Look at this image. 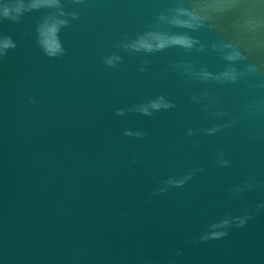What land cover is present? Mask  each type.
Segmentation results:
<instances>
[{
    "label": "water",
    "instance_id": "water-1",
    "mask_svg": "<svg viewBox=\"0 0 264 264\" xmlns=\"http://www.w3.org/2000/svg\"><path fill=\"white\" fill-rule=\"evenodd\" d=\"M62 2L79 14L60 33L63 57H47L37 43L49 9L19 23L0 20V35L17 45L0 59V264H264V209L256 207L264 188L229 195L249 175L264 182V118L215 136L187 135L217 122L191 101L194 93L209 89L234 112L243 86L189 82L170 69L193 60L220 71L224 61L210 48L146 54L117 47L192 0ZM202 14L225 29L233 23L230 12ZM213 22L192 35L209 45L226 37ZM113 53L123 59L110 67L104 58ZM161 94L176 107L116 114ZM221 148L230 167L215 166ZM192 168L201 171L185 186L153 195L161 181ZM229 212L251 219L223 239L195 242Z\"/></svg>",
    "mask_w": 264,
    "mask_h": 264
},
{
    "label": "clouds",
    "instance_id": "clouds-1",
    "mask_svg": "<svg viewBox=\"0 0 264 264\" xmlns=\"http://www.w3.org/2000/svg\"><path fill=\"white\" fill-rule=\"evenodd\" d=\"M73 2L80 4L83 0H73ZM41 9L50 11L37 25L38 46L49 58L63 57L66 55V49L60 33L63 28L70 25L69 17L78 19L79 14L75 11H66L62 0H5L0 3V20L7 19L19 23L25 13ZM225 12L233 14V23L229 29L219 25L213 16L202 14ZM209 20L214 21L208 25L210 28L228 33L224 38L213 40L210 45L192 35L200 31ZM16 47V42L11 36L0 35V59ZM117 47L129 53L146 54L164 52L170 48H180L188 53H207L210 48L224 61V67L220 71H212L203 65L198 66L193 60L170 65L171 70L182 72L189 82L195 81L204 85L209 83L222 86L242 85L245 93L244 102L234 112L223 109L217 96L209 89L194 93L190 97L191 101L201 105L205 116L211 115L217 122L202 129L189 128L187 130L189 137L215 136L241 124L264 118V0H192L190 6L181 2L168 9L167 13H161L157 22L148 30L138 33L135 37H126L123 42L117 44ZM122 59L121 55L113 53L106 56L104 62L110 67H115ZM141 71L146 69L141 68ZM30 102L36 103L35 99ZM174 107L176 105L167 96L161 94L127 110L118 109L116 114L124 116L127 111L152 116L155 112ZM124 135L140 138L146 133L126 130ZM258 136L259 133L253 132L250 138L255 139ZM214 163L218 168L231 166V161L222 148L218 149ZM199 171L201 169L192 168L182 175L169 176L160 182V187L153 195L185 186ZM256 188H264V182H258L255 176L249 175L233 185L229 189V195L236 197ZM256 207L264 209V202ZM249 219L251 215L247 212L237 216H233L230 212L225 213L210 223L195 242L223 239L228 236L230 229L244 227ZM180 254L179 251L176 252V255ZM169 264L173 262L170 260Z\"/></svg>",
    "mask_w": 264,
    "mask_h": 264
}]
</instances>
